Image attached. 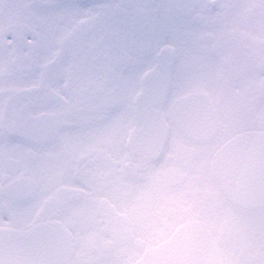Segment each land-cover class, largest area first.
<instances>
[{
  "label": "snow or ice",
  "instance_id": "6c2138e0",
  "mask_svg": "<svg viewBox=\"0 0 264 264\" xmlns=\"http://www.w3.org/2000/svg\"><path fill=\"white\" fill-rule=\"evenodd\" d=\"M0 264H264V0H0Z\"/></svg>",
  "mask_w": 264,
  "mask_h": 264
}]
</instances>
